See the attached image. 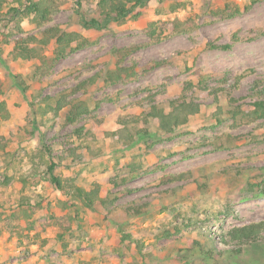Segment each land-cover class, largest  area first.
<instances>
[{"label":"rangeland","instance_id":"obj_1","mask_svg":"<svg viewBox=\"0 0 264 264\" xmlns=\"http://www.w3.org/2000/svg\"><path fill=\"white\" fill-rule=\"evenodd\" d=\"M78 1L84 12L94 11L90 0H58L42 28L30 17L7 22L9 7L0 8V100L9 114L0 118V180L14 177L10 187L0 184V264H264V232L251 244L229 233L264 222V130L258 123L235 126L228 115L216 121L215 105L200 95V113L173 135L125 147L102 132L119 130L120 121L146 110L149 100L179 97L183 83L199 74L213 77L209 86L223 81L240 104L264 97V0H149L138 19L99 32L79 27ZM227 8L240 13L223 17ZM50 25L78 32L89 44L22 92L14 77L28 83L35 62L13 59V41ZM234 33L240 41L231 49L207 48L229 44ZM123 48L132 51L122 66L134 65L140 75L105 86L97 76L115 68L112 51ZM154 61L164 64L150 70ZM92 78L86 92L73 93ZM61 93L99 105L76 125H65L63 113L58 120L34 115L30 104ZM93 117L101 124L91 137L85 132ZM50 159L59 163L56 175L80 187L98 185L107 207L75 216L46 181ZM23 196L45 202L40 209L19 208ZM137 206L146 211L140 217L130 211Z\"/></svg>","mask_w":264,"mask_h":264},{"label":"trees","instance_id":"obj_2","mask_svg":"<svg viewBox=\"0 0 264 264\" xmlns=\"http://www.w3.org/2000/svg\"><path fill=\"white\" fill-rule=\"evenodd\" d=\"M157 3L170 0H155ZM58 0H0V8L8 6L6 15L9 19L7 22L17 17H30L35 26L42 28L51 21L52 13L58 7ZM94 4V11L84 12L81 7V1L76 3L75 15L77 24L83 30L102 31L107 29L110 24H119L125 20H136L140 17L142 9L147 6L149 0H90ZM254 2V1H253ZM13 5V6H11ZM221 10L223 17L231 18L240 13L238 8L233 11ZM245 7L244 10H247ZM240 38L234 33L229 44L215 45L207 44L209 49L229 50L232 45L239 42ZM89 41L83 38L78 32H66L57 25H50L43 28L38 36L20 37L13 41L10 54L15 60L34 61L35 64L28 75V83L18 76L14 77L15 86L22 92H26L30 84L38 83L46 77L53 66L70 52L86 47ZM52 46L50 54L43 51ZM132 50L128 48L115 49L112 55L116 58L115 68L108 69L98 75L97 78L105 86H112L121 82H133L140 73H137L134 65L124 67V60L129 57ZM164 64L163 61H154L150 64L149 69L158 68ZM213 78L211 75L199 74L196 82L185 81L180 91V96L174 99L164 97V100L156 102L149 100L146 110L138 115L129 116L120 121V129L108 132L102 129L107 137L117 138L123 146H133L136 142L149 138L151 135H173L181 128L185 127L189 120L198 115L201 111L200 95L210 99L215 105V112L211 118L219 121L221 117L228 115L234 122L235 126L240 124L258 123L264 130V97L257 96L256 99L249 103L240 104L232 95V90L228 91L224 87L223 81H219L218 86H209ZM95 78L80 82L73 93L81 91L86 92L87 88L94 84ZM225 82V81H224ZM236 84L239 77L235 79ZM236 84H234L236 86ZM234 86V87H235ZM232 87V88H234ZM226 95V108L220 105L221 98ZM34 115L47 116L58 120L63 113V123L65 125H76L84 116H90L96 110L98 102L91 104L79 98L67 99L66 94L61 93L58 97H46L42 101L30 104ZM8 112L5 103L0 100V118L7 120ZM101 124L100 120L93 117L90 128L85 134H91V137L97 132V125ZM5 144H0V150L4 151ZM47 151V149H46ZM59 163L50 159L45 175L46 181L62 196L65 197L64 206L69 208L77 216L79 213H91L97 207H107V196L102 194L98 185L91 188L80 187L73 180L63 178L55 174ZM21 182H24L21 178ZM14 183V177L4 174L0 184L8 188ZM45 199L42 197L32 198L29 196L20 197L18 201L19 208L34 210L42 208ZM133 216L140 217L145 214L144 206H137L130 209ZM264 232V222L245 225L239 228H233L229 233L230 236L244 244L256 243L260 240V234ZM190 262L187 261V264Z\"/></svg>","mask_w":264,"mask_h":264}]
</instances>
